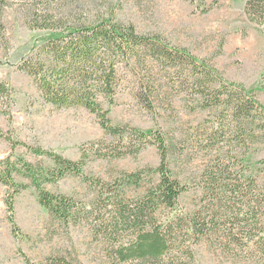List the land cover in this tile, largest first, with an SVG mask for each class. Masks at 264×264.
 <instances>
[{"label":"trees","instance_id":"1","mask_svg":"<svg viewBox=\"0 0 264 264\" xmlns=\"http://www.w3.org/2000/svg\"><path fill=\"white\" fill-rule=\"evenodd\" d=\"M15 2H24L26 8L41 4L35 0H0V8ZM245 13L264 32V0H247ZM32 17L26 19L31 31H47L53 36L34 47L19 70L34 81L45 103L58 109L84 108L96 114L105 133L124 143L114 150L112 158L137 155L152 145L160 154V164L148 169L158 177L157 182L130 200L125 188L141 190L145 171L122 173L121 179L112 182L96 181L85 175V150L80 161H73L41 147L13 142L53 164L46 168L22 158L0 161V183L8 188L6 205L14 236H24L17 224L16 198L33 187L41 207L65 226L81 214L92 216L103 207L113 211L108 225L113 229L110 236L114 237L116 230L115 237L128 232L134 238L117 247L115 239L109 241L114 250L112 264H194V248L207 242L219 254L239 250L264 264V187L248 174L246 165L247 156L264 144V105L256 94L226 81L206 60L192 56L188 50L165 44L158 36H144L133 24L113 17L66 19L50 9H34ZM152 61L162 65L172 79L176 77L172 82L178 93L213 115L209 121L191 127L190 134L175 143L161 135L152 141L138 129L113 125L110 110L104 108V103L113 106L120 94L131 95L150 111L160 108L166 93L152 72L144 69ZM259 87L264 92V74ZM11 95L12 89L0 83V98L10 99ZM186 152L192 153V162H203L197 185L201 198L192 213L181 214L179 201L189 187L175 177L173 162ZM70 175L82 177L99 190L98 202L90 210L47 189V185ZM161 209L172 217L161 221ZM184 252L185 259L180 256ZM25 258L27 264H33ZM52 264L69 263L57 259Z\"/></svg>","mask_w":264,"mask_h":264},{"label":"rangeland","instance_id":"2","mask_svg":"<svg viewBox=\"0 0 264 264\" xmlns=\"http://www.w3.org/2000/svg\"><path fill=\"white\" fill-rule=\"evenodd\" d=\"M35 1L41 4L26 8L22 6L26 5L22 4L24 2H15L10 7L0 8V83L12 89L10 99L0 98V161L22 158L52 168L49 160L13 142L41 147L73 161H80L85 150L84 172L92 180L112 182L121 179L122 173L145 171L141 190L125 188L126 198L130 200L143 195L158 180L148 172L160 164L155 146L150 145L137 155L112 158L114 150L124 143L105 133L96 114L84 108L58 109L45 103L34 81L19 70L34 47L53 36L47 31L29 29L26 19H33L34 9L54 10L66 19L93 21L113 17L133 24L144 36H158L165 44L186 49L192 56L206 60L226 81L243 85L264 105V92L259 87L264 74V32L249 21L245 13L247 0ZM188 66L189 63L183 67ZM144 69L150 70L157 83L163 86L162 91L166 93L163 104L150 111L131 95L120 94L113 106L104 103V108L110 110L113 125L138 129L152 141L161 135L175 143L180 137L189 135L191 127L213 118L210 112L199 109L198 103L178 93V87L172 82L176 77L172 79L162 65L152 61ZM93 148L100 152H94ZM188 149L191 152L192 147ZM191 154L186 152V156L173 162L175 177L189 187L179 201L181 214L192 213L201 198L197 185L203 162L200 159L192 162ZM246 165L249 166L248 174L264 187V144L247 156ZM46 187L54 194L74 199L86 210L98 202L99 190L79 176L70 175ZM7 197L8 188L0 183V264H27L25 257L33 264H52L57 259H65L69 264H112L114 250L109 241L115 239L117 247L134 238L128 232L115 237L116 230L112 233L114 237L110 236L113 229L108 225L114 212L104 207L92 216L81 214L73 224L65 226L41 207L33 187H28L16 198L17 224L24 236L15 237L9 221ZM160 213L161 221L172 217L165 209ZM187 243L195 247L190 241ZM194 249V264H262L261 260L239 250L234 254H219L209 242ZM180 256L187 257L185 252Z\"/></svg>","mask_w":264,"mask_h":264}]
</instances>
